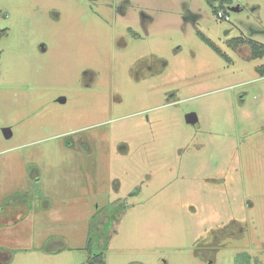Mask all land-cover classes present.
Listing matches in <instances>:
<instances>
[{
    "label": "rangeland",
    "instance_id": "1",
    "mask_svg": "<svg viewBox=\"0 0 264 264\" xmlns=\"http://www.w3.org/2000/svg\"><path fill=\"white\" fill-rule=\"evenodd\" d=\"M0 31V264H264V0H0Z\"/></svg>",
    "mask_w": 264,
    "mask_h": 264
},
{
    "label": "trees",
    "instance_id": "2",
    "mask_svg": "<svg viewBox=\"0 0 264 264\" xmlns=\"http://www.w3.org/2000/svg\"><path fill=\"white\" fill-rule=\"evenodd\" d=\"M3 32L0 31V35H2ZM202 40L209 45L211 48L217 50L215 46L204 36H202ZM217 52H219L217 50ZM264 57V46L263 45H257L256 43L251 42V47H250V58L251 59H256V58H262ZM261 72L264 73V65L260 67ZM88 247V246H87Z\"/></svg>",
    "mask_w": 264,
    "mask_h": 264
},
{
    "label": "water",
    "instance_id": "3",
    "mask_svg": "<svg viewBox=\"0 0 264 264\" xmlns=\"http://www.w3.org/2000/svg\"><path fill=\"white\" fill-rule=\"evenodd\" d=\"M231 10L232 11H239V7L237 6V7L231 8ZM59 101L60 102H64L65 100L63 98H60ZM185 118H186V122L188 124H194V123H196L198 121V119H197V117H196V115L194 113H190V114L186 115ZM2 132H3V135H4V137L6 139L11 138L12 132L10 131V129H8V128L3 129Z\"/></svg>",
    "mask_w": 264,
    "mask_h": 264
},
{
    "label": "built area",
    "instance_id": "4",
    "mask_svg": "<svg viewBox=\"0 0 264 264\" xmlns=\"http://www.w3.org/2000/svg\"><path fill=\"white\" fill-rule=\"evenodd\" d=\"M217 18L220 20H224V21H228L229 20V16L227 14H225L222 11H218L217 12Z\"/></svg>",
    "mask_w": 264,
    "mask_h": 264
}]
</instances>
